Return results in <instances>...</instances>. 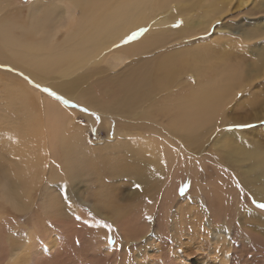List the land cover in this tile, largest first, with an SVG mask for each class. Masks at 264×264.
I'll return each instance as SVG.
<instances>
[{"label": "rangeland", "instance_id": "rangeland-1", "mask_svg": "<svg viewBox=\"0 0 264 264\" xmlns=\"http://www.w3.org/2000/svg\"><path fill=\"white\" fill-rule=\"evenodd\" d=\"M226 1L223 0L224 4L220 13L208 15L199 8L197 3L191 4L190 7V0H157L156 8L143 23L142 30L152 34L156 32L165 34L162 36L164 41H161L160 45L153 50L141 52L133 58L152 59L163 57L170 51L186 49V57L189 58V53L199 52L207 55V60L202 63L195 61L192 57L193 61L184 63L177 60L175 65L177 69L172 80L173 87L170 88L171 84L163 80L160 83L151 80L142 87V97L132 108H124L123 104H117L113 110L103 107L104 116L88 105L90 98L77 96V91L81 89L75 88L74 85L69 86L68 88L72 89L67 90V88V93L61 95L62 92L57 90H60L61 80L64 78L57 74L23 75L13 67L6 72L4 61L0 64V214L10 217L7 233L4 232L6 238L12 236L9 233L12 230L16 238H38L41 247L49 241L50 244L53 241L68 243L65 241L68 239L67 241H73L70 242L71 246L72 244L74 247L80 246L75 250L72 247L75 253L88 255V257L94 252L95 238H106L111 246L114 245L115 238L120 240L127 238L132 240L134 248L130 252L131 257L127 260L128 262L122 264H138L139 260L142 261V256H150L151 252L155 253V257L160 256L166 264L169 248L167 244L165 246V238L172 233L173 227L183 226L184 231L191 230L189 227L193 226L192 222H196V226L200 227V219L197 215L199 213L204 216V220L200 221L205 227L210 219L208 217L210 211L211 216L221 219L218 224H212L211 227L215 230L210 232V238L214 235H216L214 237L223 236L225 232L231 234L229 237L231 245H228L230 246V264H264V213L256 212L257 209L261 210L258 204L264 203V200L258 201L253 198L251 191L247 188H239L241 178L248 187L252 181L253 174L246 176V165L239 169L240 173H236V178L232 172L231 175L222 174L212 156H210L211 159L205 156L207 161L205 164L208 167L206 170L199 166L201 161L198 155L188 154L180 157L179 151L170 149L164 142L166 137L164 131L169 124V117L163 113L168 104L169 93L176 90L188 93L204 85L210 75L207 65L216 62L217 56L230 57V61L237 64L244 75L264 63V0H229L228 5ZM80 12L81 6L78 5L77 0H0L1 19L19 16L28 25L34 18L48 17L54 22L61 15ZM150 26L153 29L149 30ZM56 37L61 39L63 31L57 33ZM158 54L159 56H156ZM197 64L199 68L196 67ZM91 67L96 74L87 78L92 88V91L88 92L90 95L104 99L102 91L96 88V84L109 81L113 76L111 72L114 70H110L104 63ZM99 75L107 76L102 79ZM263 79L264 77L255 79L249 90L264 87V82L261 83ZM20 81L25 86L24 96L27 101L20 98H5L13 95L12 92L7 96L4 95L5 86L9 84L11 88H18ZM50 86H54L57 90L52 92ZM37 88L40 96L37 94ZM103 90L106 92L105 87ZM249 90L247 91L246 88L241 90V87L234 89L232 97L242 92L236 99L243 102L247 96H250ZM233 101L227 102L228 106ZM47 104L51 108H48ZM262 105L264 103L259 106ZM58 114L67 116L65 125L58 118L57 121H53ZM229 123L238 124L232 117ZM248 125L251 127L245 129L248 131L256 129L254 133H258L263 141L264 128L262 129L261 126H264V120ZM220 126L216 120H213L208 127L217 131L221 128ZM234 129L240 128L234 127ZM55 133L58 134L54 135ZM61 134H63L61 138L66 141L79 138V143H82V147L88 151L85 152L87 157L93 160L94 157H99L107 151L121 149L126 145V141L136 144L133 146H137L142 141L155 156L159 154L158 161H155L154 156L152 162L153 154L151 153L143 152L145 154L142 153V156H136V160L140 162L146 158L152 162L149 164L152 167L150 168L152 173H149L148 178L144 177L142 181L124 173L111 174L110 168L103 166L102 162L105 160L100 162L101 158L94 161L102 164L98 166L101 172L96 169L97 173L90 174L83 166L84 171L80 169L78 172L71 173L72 170H69V173L68 170L66 171L65 159L67 158L62 155L58 146L56 153H53L55 149L52 144L57 145L56 142ZM201 134L206 136L204 142L207 143V147H210V133L203 130ZM189 146H195L198 149L200 147L198 142L191 139ZM167 147L174 152L175 155L172 152L173 157L168 155ZM119 153L115 157L118 155L116 158L120 159L121 167H123V161L128 160L127 157L130 159L129 155L134 154V152L127 153L129 155ZM107 155L103 157L106 158ZM85 160L82 164L90 166ZM68 162L72 164V161L68 160ZM160 169L162 171H159ZM219 177L223 184L229 182L232 187V190H228V184L225 185L227 193L223 195L224 206L219 205L214 199ZM6 179L11 180L12 185L16 184L14 191V196L17 198L16 204L4 200L1 186ZM98 180L109 183L108 185L112 187L111 192L114 193L112 196L116 200L115 205H122V210L117 211V216L127 215L123 229L112 222L113 217L117 216L114 213L112 217V212L103 203L104 197L101 193L103 184H99ZM115 184L120 186L118 195L114 192L118 189H113ZM17 185L22 187L17 188ZM19 192H22L21 195ZM208 198L215 201L214 205L209 204ZM249 201L255 205V209L250 208L252 204ZM258 224H261V227H258ZM182 237L187 238L186 235H181L180 238ZM157 238L162 239L164 248H155V244L159 241ZM135 239L138 242L135 243ZM45 240L46 242L43 243ZM227 244H221L220 248ZM98 250L102 251L99 248ZM106 250L108 251L106 248L102 253L106 254ZM117 254V261H119V254L122 253ZM104 264L107 263L104 261Z\"/></svg>", "mask_w": 264, "mask_h": 264}, {"label": "bare ground", "instance_id": "bare-ground-1", "mask_svg": "<svg viewBox=\"0 0 264 264\" xmlns=\"http://www.w3.org/2000/svg\"><path fill=\"white\" fill-rule=\"evenodd\" d=\"M77 2L81 6L79 14L67 13L59 16L54 22L48 17H41L32 19L28 25L19 16L8 19L0 18V64H3L4 61V66L7 68L6 72L13 67L18 73L23 75L40 76L55 73L64 79L61 80L60 90L50 86L52 92L57 90L62 92L60 94L63 95L67 93L66 89L69 86L74 85L75 88L81 89V91H77V96L85 99L90 98L88 105L100 111L104 116L103 107L113 110L117 104H123L124 108H132L135 102L142 97V87L151 80L158 83L163 80L165 83L171 84L170 88L173 87L172 80L177 69L175 67L177 60L181 63L193 61L192 58L199 63L207 60V55L199 52L195 54L189 53V58L186 57V49L170 51L163 57H154L152 59L133 58V56L141 52L153 50L160 45L161 41H164L162 36L165 34L161 35V33L158 34L157 32L152 34L142 30L143 23L149 17V14L155 10L157 0H77ZM194 3H197L199 8H202L203 12L208 15L220 13L224 4L223 0H190L189 6L191 7V4ZM229 3L230 1L227 0L226 5ZM150 29H153V27L150 26ZM60 31H63V37L58 39L56 35ZM134 32L138 33V35L129 39ZM156 56H159V54ZM215 60L216 62L208 63L207 65L210 75L204 85L188 93H181L176 90L168 94V104H166V110L163 114L169 117V124L165 127L164 134L166 137L164 142L170 149L174 148L179 151L180 157H185L188 154L198 155L201 161L199 166L204 167L206 170L208 167L205 164L207 162L205 156L209 158L212 156L216 166L223 172L222 174L226 175H231L232 172L236 176V173L239 174V169L245 164L247 169L246 176L253 174V177L250 187L241 178L240 184H238L239 186L241 185L239 188H247L251 191L250 194L252 193L253 198L258 201L264 200V138L262 141L258 133H254L256 129H249L248 131L245 128L237 130L234 127H229L234 125L229 123L231 117L238 124H255L257 121L264 120V105L259 106L264 103V91H262L264 87H258L256 90L250 88L249 90L255 79L264 77V63L244 75L238 65L230 61V57L217 56ZM98 63H104L110 70H114L111 72L113 76L109 81L96 84V88L102 91V97L105 100L92 94L90 95L88 92H91L92 88L89 86L87 78L96 74L91 66ZM196 67L199 68V65L197 64ZM106 76L99 75L102 79ZM262 82H264V79ZM104 87L106 92L103 90ZM240 87L241 90L245 88L247 91L249 90L250 94L243 102L236 99L242 92L236 93L234 95L235 98L232 97L233 90H237ZM71 89L68 88L67 90ZM36 91L40 96L38 88ZM11 92L13 95L7 96ZM3 93L7 96L5 98H20L27 101L26 96H24L26 94L25 86L21 81L18 83V88H11L7 84ZM7 101L11 102L12 100ZM51 101L54 102L55 100L51 99ZM231 101L233 103L228 106L227 102ZM47 106L51 108L48 104ZM49 115H46L47 120ZM57 118L62 124H66V115L58 114L53 118V121H57ZM213 120H216L219 126L221 125V128H218L217 131L208 127L213 123ZM202 127L206 129H201ZM261 128L263 129L264 126H261ZM203 130L210 133V147H207V143L204 142L206 136L201 134ZM131 133L130 135H133ZM57 134L55 133L54 135ZM61 137H63V134L59 135L56 146L52 144L55 149L53 153H56V147L58 146L59 151L67 158L65 160L67 163L66 171L68 170V172L69 170H72L71 173L78 172L84 166L86 168L85 171L95 174L96 169L100 171L98 168V166L102 165L100 162L105 160L102 162L103 166L105 168L109 167L111 174L124 173L125 175L135 176L142 181L149 173H152L150 172L152 167L149 164L153 162L155 154L142 141L137 146H133L136 144L126 141V145L121 149L107 151L100 154L99 157H94L93 160L87 157L85 152L88 151L82 147V143H79V138L66 141ZM190 139L198 142L200 145L199 149L195 146L188 147ZM170 149L168 148L167 153L172 156L173 151ZM119 152L124 155L134 152L131 155L127 154L131 157L130 159L127 157L128 160L123 161L124 163L121 162L123 167L119 165L120 159L116 158L118 155L115 157ZM143 152L153 154L152 162L146 160L147 158L144 160L143 157V162L136 160V156H142ZM106 154L108 155L104 158L103 156ZM173 155H175L174 152ZM158 156L159 154L155 156V161H158ZM98 158H101L100 162H94ZM84 159L90 166L82 164ZM68 160L72 161V164ZM159 171L162 170L160 169ZM6 174L9 175L8 173ZM98 182L103 184L102 192L100 191L104 197L103 203L112 212V217L114 213L117 216V211L122 210V205H115L116 200L112 196V194L114 195L111 192L112 187L108 185L109 183L106 184V182L103 183V181L99 180ZM217 183L218 189L214 199L217 200L219 205L224 206L223 195L227 193L225 185L228 184V190H232V187L229 182L223 184L220 177ZM15 186L16 184L12 185V181L9 179L4 180L1 186L5 196L4 200L12 204L17 203V198L14 196ZM19 187L22 186L17 185V188ZM113 187H115L113 189H118L117 191L114 190L115 194L118 195L120 186L115 184ZM19 193L21 195L22 192ZM208 199L209 204L214 205L215 201L212 198ZM250 204L252 203L250 202ZM251 206V209L256 208L253 204ZM218 210L220 211L221 208ZM256 212L264 213V211L258 209ZM106 213L109 214V212ZM192 213L194 212L192 211ZM197 215H199L201 221L204 220V216H201L200 213ZM126 216L121 214L116 218L113 217L112 222L118 228L123 229ZM210 216L209 211L208 217L210 219L205 227L202 226L200 220V227L196 226V222H192L193 226L189 227L191 230L184 231L183 226L173 227L171 231L174 234L168 233L169 237L165 238V246L167 244L169 248L166 264H230V246L228 245H231V242H229L231 234L229 235V232H225L223 236L217 235V237H214L216 235L213 234L214 236L210 238V232L215 230L214 227H211L212 224H218L221 220L217 217L214 218L213 215ZM7 223H10V217L0 214V264H104V261L107 264H122L128 262L127 260L131 257L130 252L134 248L132 247V240L127 238H122L121 240L115 238L112 246L108 244L106 238H95L93 242L94 252L90 253V251L89 253L92 256L88 257L86 254V256H83L78 252L75 253V248L80 246L74 247L73 244L71 246L70 242L73 241H67L68 239L65 240L68 243L53 241L50 244L49 241L44 247H41L38 238L29 236V238H16L12 230L9 232L12 236L6 238L7 236H4V232L7 231ZM260 225L258 224V227H261ZM177 234L180 235L178 236ZM181 235H186L187 238H180ZM158 240L155 248L161 249L164 246V242L160 238ZM136 242L138 241L136 240ZM224 243L227 245L220 248V245H224ZM72 247H74V250ZM98 248L102 251L107 248L108 251L106 250V254H103ZM119 252L122 254H119V261H117V253ZM154 254V252H151L150 256H142V261L139 260L138 264H164L159 254V257H155Z\"/></svg>", "mask_w": 264, "mask_h": 264}, {"label": "snow or ice", "instance_id": "snow-or-ice-1", "mask_svg": "<svg viewBox=\"0 0 264 264\" xmlns=\"http://www.w3.org/2000/svg\"><path fill=\"white\" fill-rule=\"evenodd\" d=\"M136 35H138V33H135V32L132 33V35H131V37H129V39L135 37ZM46 91H47V89H46ZM52 94L55 95V93H52ZM61 99H62V97H61ZM65 103H67V101H65ZM84 111H87V109H84ZM93 115H95V114L93 113ZM234 127L246 128V127H251V125H248V124H237V125H234ZM137 187H139V185H137ZM258 207H259V209L264 210V203H259ZM109 239H111V238H109Z\"/></svg>", "mask_w": 264, "mask_h": 264}]
</instances>
